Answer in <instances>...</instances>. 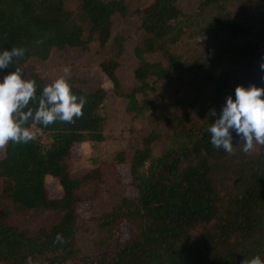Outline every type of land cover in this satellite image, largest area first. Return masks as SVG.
I'll use <instances>...</instances> for the list:
<instances>
[{"label":"trees","instance_id":"1","mask_svg":"<svg viewBox=\"0 0 264 264\" xmlns=\"http://www.w3.org/2000/svg\"><path fill=\"white\" fill-rule=\"evenodd\" d=\"M76 1L78 16L67 0H0V49H26L0 73L19 68L23 78L36 82L39 97L45 82L28 66L30 59L45 60L66 48L87 51L94 43L107 49L100 71L135 117L152 127L128 162L135 193L91 218L96 252L81 251L79 193L99 186L103 175L99 168L71 175L69 159L75 144L104 140L106 90L86 92L69 82L72 92L86 100L82 116L48 126L30 120L25 126L49 141L35 136L27 143L9 141L0 158V264H26L27 257L32 264H246L256 255L264 260V146L244 153L243 140L233 131V151L227 153L210 144L207 131L215 119L210 110L218 116L237 84L264 87V18L240 17L237 7L249 0H197L191 15L179 8L180 0H150L139 10L142 37L133 50L138 60L135 85L125 92L117 75L124 38L112 35L113 17L128 14L125 3ZM184 38L195 41L198 53L192 62L176 51ZM156 53L162 61L147 60ZM186 72L203 78L205 97L181 88L172 110L151 100L157 82L179 80ZM37 106L30 101L29 107ZM156 146L160 154L154 152ZM115 161L125 163V152H118ZM47 176L57 180L60 197L48 196ZM3 202L24 212H55L58 220L30 230L7 219ZM123 223L130 225L125 240Z\"/></svg>","mask_w":264,"mask_h":264},{"label":"rangeland","instance_id":"2","mask_svg":"<svg viewBox=\"0 0 264 264\" xmlns=\"http://www.w3.org/2000/svg\"><path fill=\"white\" fill-rule=\"evenodd\" d=\"M122 1L128 9V14L125 17L119 15L113 17L112 35H120L124 38V51L118 60L117 75L123 90L129 92L135 85L133 70L138 64L133 50L142 37L139 10L150 0ZM239 4L242 5L241 2L237 5ZM66 6L78 16L76 0H67ZM178 6L184 13L191 15L196 11L197 0H180ZM237 9L244 20L253 21L264 18V0H249ZM81 23L85 26L83 21ZM194 42V39L184 38L176 46V51L183 55L186 62H192L198 53ZM108 52L107 49H101L97 43H94L87 51L72 48L54 50L45 60L32 58L27 63L37 71L45 85L63 75V69L68 67L70 69L66 77L68 82L86 92H92L99 87L106 90V98L101 109V114L105 118L104 140L100 143L86 141L75 144L69 159L71 175H80L94 168H99L103 175V182L99 186H89L79 193L83 201L77 204L81 225L78 245L86 254L96 252L93 241L97 236V229L91 218L102 211L110 210L122 196H131L135 193L131 185L128 162L134 149L140 145L141 139L152 128L147 119L135 117L134 112L128 109V101L125 98L114 94L112 83L100 71L99 63L109 56ZM146 58L154 62L162 61V56L158 53L148 55ZM2 77L3 74L0 73V78ZM181 88L190 96L199 94L205 97V93L207 94L203 78L201 76L192 78V74L186 72L179 80L168 78L157 82L150 98L158 105L165 106L167 110H172L174 95ZM200 104L201 102L198 106ZM32 131L34 136L39 137L44 143L49 141L40 131L34 129ZM4 150L5 146L0 148V158L3 157ZM120 151L125 152V163L115 161L116 154ZM154 152L160 154L161 147L156 146ZM46 189L50 198H58L61 195L57 180L50 176L46 177ZM1 205L9 213L7 219L11 223L30 230L49 226L58 220L55 212H24L8 202H3ZM121 231V239H127L130 225L123 223Z\"/></svg>","mask_w":264,"mask_h":264},{"label":"clouds","instance_id":"3","mask_svg":"<svg viewBox=\"0 0 264 264\" xmlns=\"http://www.w3.org/2000/svg\"><path fill=\"white\" fill-rule=\"evenodd\" d=\"M25 52L24 47L16 46L0 49V69L12 65L13 58H20ZM260 69L264 72V60L260 62ZM69 72L70 69L65 67L63 75L45 85L39 97L36 96V82L23 78L19 68L0 78V148L9 141L27 143L33 140V131L25 126L30 120L32 124L48 126L55 121L71 123L74 117L82 116L86 100L72 92L66 79ZM261 79H264V75ZM30 101L37 103L35 110L29 107ZM210 115L215 119L207 131L214 148L231 153L233 131L243 140L241 151L244 153L264 146V87L237 84L234 95L225 97L219 115L215 109L210 110ZM55 239L59 241L62 238L57 234ZM26 264H32L31 257L26 258ZM246 264H264V260L256 255Z\"/></svg>","mask_w":264,"mask_h":264}]
</instances>
